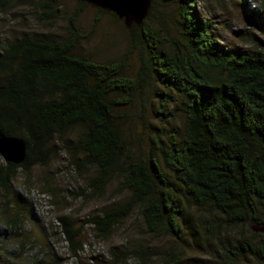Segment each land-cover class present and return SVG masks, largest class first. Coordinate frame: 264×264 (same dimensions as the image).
<instances>
[{
    "label": "trees",
    "instance_id": "1",
    "mask_svg": "<svg viewBox=\"0 0 264 264\" xmlns=\"http://www.w3.org/2000/svg\"><path fill=\"white\" fill-rule=\"evenodd\" d=\"M14 1L0 0V13ZM159 1L152 2L149 23H142L137 34L148 56L135 79L123 75L121 63H97L79 55L78 29L64 41L24 36L0 44V136H17L27 144L23 163L0 162V189L12 192L18 170L45 166L53 143L59 141L66 151H74L78 169L93 172L82 193L90 190L87 196L99 198L115 182L120 193L129 195L125 202L85 220L102 239L135 212L148 234L181 238L189 204L219 214L220 227L247 222L262 226L264 22L256 27L261 37L252 49L237 53L215 37L213 22L200 15L197 0H165L178 8L175 34L156 29L150 23L151 10ZM39 4L43 13H49L47 1ZM148 78L184 98V130L168 135V141H156L147 158H136L114 108L130 104ZM72 133L77 135L70 139ZM27 197L20 189L16 203L28 200L31 215L36 216L35 203ZM59 220L76 253L80 229L66 215ZM20 221L17 209L5 227L16 230ZM216 224L213 221L208 230L214 233ZM254 231L250 237L216 235L229 257L264 260V246L257 244L264 234Z\"/></svg>",
    "mask_w": 264,
    "mask_h": 264
},
{
    "label": "rangeland",
    "instance_id": "2",
    "mask_svg": "<svg viewBox=\"0 0 264 264\" xmlns=\"http://www.w3.org/2000/svg\"><path fill=\"white\" fill-rule=\"evenodd\" d=\"M44 1L48 2L49 13L41 11L39 3ZM196 6L203 18L212 20L215 37L233 52L250 51L253 42L261 37L256 27L264 22V5L259 0H197ZM257 11L262 14L255 15ZM151 13L150 23L156 29L175 34L176 4L160 0ZM147 23L145 19L143 24ZM141 25H126L116 14L83 0H15L0 13V44L24 36L64 41L78 29L79 55L97 63H121L123 75L135 79L142 60L148 56L137 37ZM170 92L148 78L142 81L130 104L114 108L115 120L134 157L147 158L156 141H168V135L175 131L183 133L184 98ZM166 101H170L167 107ZM53 146L45 166H35L27 172L18 170L12 192L0 189V264H264L263 258L229 257L217 238L250 237L255 222L230 229L220 227L219 214L191 204L186 207L181 238L148 234L137 212L106 239L100 238L85 220L125 202L128 193H120L115 182L102 197L87 196L90 190L82 193L93 172L87 167L78 169L74 151H66L62 142ZM0 162H4L2 157ZM20 189L35 203L36 216L31 215L28 200L16 203ZM17 209L21 221L16 230L7 229L5 223ZM63 215L73 220L75 229H80L76 253L62 234L59 217ZM261 216L258 209L256 217ZM213 221L217 223L214 233L208 230ZM254 232L260 233L256 229ZM257 241L258 247L264 246V238L258 237ZM134 250L142 254L134 255Z\"/></svg>",
    "mask_w": 264,
    "mask_h": 264
},
{
    "label": "water",
    "instance_id": "3",
    "mask_svg": "<svg viewBox=\"0 0 264 264\" xmlns=\"http://www.w3.org/2000/svg\"><path fill=\"white\" fill-rule=\"evenodd\" d=\"M94 6L101 7L124 19L126 25L132 22L140 25L146 19L154 0H83ZM27 156V144L17 136H0V157L4 162L21 164ZM254 229L264 234L262 226Z\"/></svg>",
    "mask_w": 264,
    "mask_h": 264
}]
</instances>
